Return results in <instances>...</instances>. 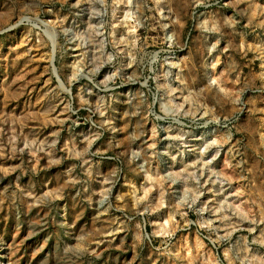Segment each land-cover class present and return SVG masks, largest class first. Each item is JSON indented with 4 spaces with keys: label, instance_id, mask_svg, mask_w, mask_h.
Listing matches in <instances>:
<instances>
[{
    "label": "rangeland",
    "instance_id": "1",
    "mask_svg": "<svg viewBox=\"0 0 264 264\" xmlns=\"http://www.w3.org/2000/svg\"><path fill=\"white\" fill-rule=\"evenodd\" d=\"M0 264H264V0H0Z\"/></svg>",
    "mask_w": 264,
    "mask_h": 264
}]
</instances>
